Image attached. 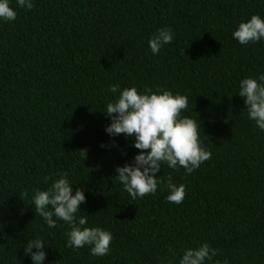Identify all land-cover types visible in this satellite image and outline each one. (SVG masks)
I'll return each instance as SVG.
<instances>
[{
  "label": "trees",
  "instance_id": "1",
  "mask_svg": "<svg viewBox=\"0 0 264 264\" xmlns=\"http://www.w3.org/2000/svg\"><path fill=\"white\" fill-rule=\"evenodd\" d=\"M0 23V264H30L24 247L45 241L46 264H179L208 243L220 264H264V132L247 117L239 81L264 72V41L242 46L240 22L264 17V0H35ZM171 27L153 56L149 39ZM119 84L189 98L211 159L191 175L162 166L156 195L133 200L115 169L139 154L109 136L106 104ZM84 152V153H82ZM67 173L85 191L80 215L114 236L111 253L67 246L70 228H47L31 195ZM186 185L179 206L167 179ZM29 196L21 198L23 192Z\"/></svg>",
  "mask_w": 264,
  "mask_h": 264
},
{
  "label": "clouds",
  "instance_id": "2",
  "mask_svg": "<svg viewBox=\"0 0 264 264\" xmlns=\"http://www.w3.org/2000/svg\"><path fill=\"white\" fill-rule=\"evenodd\" d=\"M21 9L32 10L35 0H16ZM17 11L11 0H0V23H13ZM232 38L242 46L258 44L264 41V17L253 15L246 22H240ZM175 32L171 27L158 29L149 39V48L153 56H158L165 46L174 42ZM238 96L243 98L247 117L254 126L264 132V72L256 76L245 77L239 81ZM109 91L116 97L106 104L105 111L111 123L106 128L109 136L115 138L121 134L134 140L139 150L131 163L115 169L114 177L123 186L131 199H143L156 195L160 186L162 166L191 175L202 164L211 159L212 153L200 139L201 123L184 115L189 109V98L170 90L137 87L124 88L114 84ZM84 153V152H82ZM51 181L50 186H47ZM46 190H35L31 202L35 213L43 218L47 228H56L62 221L70 228L65 233L67 246L79 251L88 248L95 257H105L111 253L114 236L111 231L101 227H89L88 216L80 215L81 205L86 203L85 191L74 190L67 173L59 178L45 177ZM167 202L179 206L186 197V185H177L171 176L167 179ZM29 196L23 192L21 198ZM45 241L40 237L30 239L24 247V255L30 264H46L48 253ZM218 250L208 243L197 248L184 250L179 264H220L214 261ZM227 264V261H225Z\"/></svg>",
  "mask_w": 264,
  "mask_h": 264
}]
</instances>
